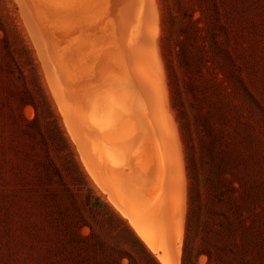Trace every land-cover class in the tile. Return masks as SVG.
I'll return each mask as SVG.
<instances>
[{"label":"rangeland","instance_id":"rangeland-1","mask_svg":"<svg viewBox=\"0 0 264 264\" xmlns=\"http://www.w3.org/2000/svg\"><path fill=\"white\" fill-rule=\"evenodd\" d=\"M136 45L142 46L141 49ZM135 51L141 52H136L140 58H136ZM86 82H94V89L106 84V89L97 87L95 92ZM66 85L71 89L74 86L75 90L80 87L74 92L77 95L72 96L81 95L82 107L93 104L92 100L98 104L103 95L107 96L104 92L113 101L110 104L103 97L106 105L104 108L101 105L103 110L98 105L95 112L89 105L92 109H85L89 111L86 113L77 109L80 105L71 107L79 101L72 105V96L66 98L72 91ZM60 91H65V98ZM122 94L127 98L123 104L121 97L117 98ZM106 101L111 106L119 103L124 107L118 105L121 111L117 112L116 107L115 112ZM132 101L135 108L140 104L137 117L141 113V118L145 116L150 122L136 118L135 110L131 113L135 106L130 107ZM124 103H128L130 113ZM76 109L82 116L80 119L77 115L81 127L75 117ZM80 111L89 115L88 121ZM91 111L102 115L103 123L98 121L100 115L94 121ZM123 112L126 118L131 114L137 122L145 120L152 130L147 131L157 140L149 138L147 142L148 136L152 137L149 132L140 133L138 123L131 126L134 119L128 116L131 117L128 123ZM107 113L110 116L105 118ZM118 113L123 117L116 119ZM109 119L117 124L113 126ZM120 119H124L123 125L128 123L132 127L125 125L132 132L144 135L145 131L146 143L142 140L144 136L136 137L131 131L127 138L129 130L118 127ZM86 121L89 124L94 121L91 125L95 130L86 131ZM144 122H140L141 127ZM134 123L139 130H134ZM90 126L87 125L89 129ZM100 126L105 136L100 135L103 131ZM112 126L115 131L109 128ZM77 136L84 144H79ZM167 136L177 142L170 144ZM124 142H130L132 149L141 143L138 148L147 149L148 153L140 149L138 152L137 148L133 150L141 153L138 158L132 156L134 151L129 156L123 154L128 146ZM83 146L98 152L88 147L93 156L84 159L90 153L86 148L82 152ZM152 149L156 155H164L157 156L156 161L161 168L165 166L167 172L164 176L163 169L162 174L166 181L160 180L163 176L149 178L150 168L145 169L154 160L151 156L156 157ZM86 152L87 156L81 154ZM109 154L114 156L112 160ZM143 154L147 155L146 161H142L141 167L134 165L132 160L141 162L138 159H143ZM119 158L124 160L121 162L124 172H145H138L144 181L154 185L160 180L164 182L162 188L159 185L161 191L184 198V201L173 198L180 201H176L178 207L173 211L172 235L166 234L169 238L163 237L164 242L161 233H157L161 229L156 230L160 225L153 220L151 207L140 208L141 213H126H130L137 226L144 224L148 233L155 237L158 234L157 238L160 235L162 241L157 243L153 236L152 244L157 245L154 248L163 244V254L160 248L153 252L150 244L146 246L134 232V225L117 209L115 202L121 204V200H117L114 188L118 190L127 183L118 172L114 171L116 178H112L113 170L108 171L111 168L107 164H113L114 160L119 163ZM158 158L164 159L161 162ZM103 169L108 173L103 174ZM93 170L97 175H93ZM103 176L110 177L103 180ZM169 178H176L171 181L177 187L170 185ZM164 184L173 191L166 190ZM104 185L111 195L104 194L108 191ZM145 200L151 202L148 198L139 199L142 205ZM223 207L227 212L221 220H225L228 230L219 234L216 228L221 221L217 214ZM178 221H182L181 225ZM208 241L230 246L233 254L222 257V262L228 263L232 258L239 264H264V0H0V264H164L163 259L169 264L175 260V264H207L203 252ZM177 242L179 246L175 245ZM164 245L169 248L167 251L165 247L162 249Z\"/></svg>","mask_w":264,"mask_h":264},{"label":"bare ground","instance_id":"bare-ground-1","mask_svg":"<svg viewBox=\"0 0 264 264\" xmlns=\"http://www.w3.org/2000/svg\"><path fill=\"white\" fill-rule=\"evenodd\" d=\"M139 6H140V5H139ZM27 7H28V6H27ZM126 8H127V7H126ZM138 8H139V7H138ZM140 8H141V6H140ZM28 11H29V10H28ZM141 11H142V10H141ZM145 13H146V12H145ZM31 14H32V13H31ZM31 14H30V15H31ZM135 14H136V13H135ZM146 14H147V13H146ZM146 14H145V15H146ZM32 16H33V15H32ZM149 16H150V15H149ZM150 18L152 19L151 16H150ZM141 19H143V18H141ZM143 20H144V19H143ZM146 21H147V20H146ZM144 22H145V21H144ZM150 22H153V20H152V21L150 20ZM137 23H138V22H137ZM139 24H140V23H138V25H139ZM146 24H147V23H146ZM151 25H152V23H151ZM142 26H143V24H142ZM143 27H144V26H143ZM141 28H142V27H141ZM35 29L38 30L36 27H35ZM144 29H145V27L142 29V32H144ZM138 31H141V30H138ZM145 31H146V30H145ZM37 32H38V31H37ZM145 33H146V32H145ZM139 34H140V33H139ZM39 35H40V34H39ZM133 36H135V34H133ZM130 37H131V36H130ZM130 37H129V38H130ZM118 39H119V38H118ZM139 39H140V38H139ZM42 40H43V38H42ZM135 41H136V39H135ZM137 41H139V40H137ZM128 42H129V41H128ZM130 42H132V41H130ZM134 43H135V42H134ZM146 43H147V42H146ZM139 44H140V43H139ZM91 45H93V44H91ZM136 46H139V45H136ZM95 47H96V46H95ZM139 47H140V49H141L142 46H139ZM136 48L139 49L138 47H136ZM92 49H93V48H92ZM143 49H144V48H142L141 51H145V50H143ZM99 50H100V49H99ZM99 50H98V51H99ZM147 50H148V49H147ZM101 51H102V50H101ZM138 51H139V50H138ZM103 52H104V50H103ZM136 52H137V51H135L136 58H140V57H138V54H136ZM137 53H141V52H137ZM142 53H143V52H142ZM142 55H144V54H140V56H142ZM144 58H145V57H144ZM145 60H146V59H145ZM132 63H133V62H132ZM133 65H134V64H133ZM133 65H132V66H133ZM136 65H137V64H136ZM132 66H131V68H134V67H132ZM60 67H61V66H60ZM60 67H59V68H60ZM136 67H137V66H136ZM136 67H135V68H136ZM93 68H95V67H93ZM60 69H61V68H60ZM107 70H108V69H107ZM132 70H133V69H132ZM63 71H64V70H63ZM96 71H97V69H96ZM61 72H62V70H61ZM133 72L135 73V71H133ZM108 73H109V72H108ZM65 75H66V74H65ZM110 75H112V74H110ZM115 75H116V74H115ZM135 75H137V73H136ZM106 76H108V75H106ZM117 76H118V74H117ZM119 77H121V76L119 75ZM122 77H123V75H122ZM122 77H121V78H122ZM67 78H68V76H67ZM124 78H125V77H124ZM65 79H66V78H65ZM154 79H156V78L154 77ZM53 80H54V79H53ZM71 80H72V79H71ZM106 81H107V80H106ZM124 81H125V80H124ZM86 83H88V85H89L90 88H91V85L93 86L92 83H94V82H92L91 84H89V82H86ZM51 84L54 85L53 82H52ZM63 84L65 85V83H63ZM102 84H105V83H102ZM76 85H77V84H76ZM105 85H106V84H105ZM105 85H102V86L100 85L101 87H100V86H97V87H99V88H101V89H106V88H104ZM157 85H158V84H157ZM51 86H52V85H51ZM66 86H68V85H66ZM89 86H88V89H89L88 91L90 92V90H91L92 88L90 89ZM75 87H76V86H75ZM97 87H95L96 90H98ZM52 88L55 89L56 86H55V87L52 86ZM67 88H68V90H72V91H69L70 93L66 94V98H67L68 95H70V96L74 95V94H75L74 92H78V91H76V90H79V89H80V87H78L79 89H77V87H76V90H75V88H74V86H73V87H72V88L74 89V90H73V89H71L70 85H69ZM81 88H82V87H81ZM123 88H124V87H123ZM123 88H122V89H123ZM56 89L58 90V88H56ZM60 89H62V88H60ZM93 89H94V86H93ZM93 89H92V90H93ZM95 89H94V90H95ZM62 90H63V89H62ZM96 90H95V92H96ZM84 91H85V90H84ZM99 91H101V90H99ZM104 91H106V90H104ZM85 92H86V91H85ZM57 93H58V92H57ZM61 93H62V94H63V93L65 94V91H64V92H63V91H60V96L62 97V96H64V94L61 95ZM66 93H67V92H66ZM71 93H72V94H71ZM73 93H74V94H73ZM79 94H81V93L79 92L78 95H79ZM90 94H91V93H90ZM93 94H94V93H93ZM104 94H106L107 96L105 97V95H103V96L101 97V98L103 99V101L101 100V98L99 99L100 102H99L98 99H97L98 97H97V98H96V97L94 98V100L96 99L97 102H99L98 104L94 103V102H96V101L93 102V100L90 101V103L92 102L93 104H89V103H88L89 105H92V108H93V109H92L91 106H89V105H87V107L83 105V107H82L81 102L83 103L84 101H82V100L79 99V97H80L81 95H79L78 97H77V96H76V97H75V96H72V98L74 99V103H71L72 105H74L75 103H78L79 100H80L81 102L79 101V103L76 104L77 106H76V105H75V106H71V104H70V106H71V107H74V108H77V107L80 105L81 108L78 107L77 109H79V110H83V109H84L83 111H85L86 113L89 112V111H86L87 109H89V107H90L92 110H94L95 108L98 109L99 107H100V108H99L100 110H103V109H101L102 107L104 108V105H105V104H103V103L105 102V100H106L107 98H111V97H110L111 95H108V94H109L108 92H106V93L104 92ZM123 94H124V93H123ZM123 94H122V95H123ZM75 95H77V93H76ZM118 95H119V94H118ZM120 95H121V93H120ZM124 95H125V94H124ZM124 95H123V96H117V98H120V97H121L120 99L123 100V101L121 102L122 104H123L124 101L127 102V98H125ZM56 96H58V94H56ZM99 96H100V95H99ZM125 96H126V95H125ZM74 97H75V98H74ZM103 97H105V100H104ZM112 97H113V96H112ZM122 97H124L126 100H124V98H122ZM163 97H164V96H163ZM64 98H65V96H64ZM64 98H63V99H64ZM72 98H71V100H72ZM76 98H78L77 101H76ZM133 98H134V97H133ZM133 98H132V99H133ZM81 99H82V98H81ZM120 99H118V100H120ZM129 99H130V98H129ZM161 99H162V98H161ZM61 100H62V98H61ZM84 100H85V99H84ZM107 100H108V102L110 101V104H111V100H112V99H111V100L107 99ZM164 100H165V99H164ZM57 101H59V100H57ZM62 101H63V100H62ZM69 101H70V100H69ZM112 101H113V100H112ZM136 101H137V102H140V101H138L137 99H136ZM162 101H163V100H162ZM63 102H66V101H63ZM63 102H61V103L63 104ZM85 102H86V104H87L88 100H85ZM108 102L106 101V103H108ZM132 102H133V101H132ZM134 102H135V98H134ZM134 102H133V104H131V102H129V103H130V107L135 105L133 108L131 107L132 110H131V108H130L131 113L133 114L132 111L135 110L136 112H135V111H134V112L136 113V118H139V117L141 118V115H142V114L140 113L141 111H139L140 108H139V110H138V113H140V116H139V114H138V117H137V108L140 106V104L137 103V105H139V106H138L137 108H135V107H136V103H134ZM101 103H102V104H101ZM114 103L117 104L118 102L116 101V102H113V104H114ZM121 103H120V104H121ZM162 103H163V102H162ZM64 104H65V103H64ZM67 104H68V102H67ZM108 104H109V103H108ZM110 104H109V105H110ZM122 104H121V105H122ZM124 104H125V106H128V103H124ZM96 105H97V107H96ZM98 105H99V107H98ZM101 105H103V106L101 107ZM109 105H107V106H109ZM114 105H115V104H114ZM118 105H119V103H118ZM118 105H116V106H113V105L111 106V105H110V107H114V108H113L114 110H113V109H112V110L116 112V109L119 108V107H117ZM121 105H119V106H121ZM161 105H164V104H161ZM165 105L167 106L166 103H165ZM63 106L65 107L66 105H63ZM105 106H106V105H105ZM116 107H117V108H116ZM122 107H124V105H122ZM162 107L164 108V106H162ZM72 109H73V108H72ZM77 109L75 110V113H76V112H79V110L77 111ZM85 109H86V110H85ZM120 109H121V108L117 109V112H120V111H121ZM127 109H128L127 112L130 113L129 106H128V108H126V110H127ZM61 110H62V109H61ZM65 110H66V109H65ZM69 110H71V108L68 109L67 112H68ZM89 110H90V109H89ZM122 110H125V109H122ZM126 110H125V111H126ZM72 111H73V110H72ZM94 111H95V110H94ZM94 111H93V112L91 111V113L94 115V116L91 117V118H94V117H96V116L98 115V113H97V115H95L96 113H94ZM105 111L108 112L107 110H105ZM105 111H102V112L105 113ZM125 111H124V112H125ZM165 111H166V109H165ZM64 112H65V111H64ZM80 112H81V114H82V113H83V114H86L85 112H82V111H80ZM95 112H96V111H95ZM109 112H112V111L110 110ZM124 112H123V113H124ZM162 112H164V111H162ZM166 112H167V111H166ZM73 113H74V112H73ZM112 113L114 114V112H112ZM167 113H168V112H167ZM70 114H71V113L69 112V116H70ZM83 114H82V115H83ZM92 114H91V115H92ZM101 114H103V113H101ZM118 114H120V115H118ZM118 114H116V115H118L119 117L116 118V119H119L120 117H123V115H121V113H118ZM77 115L79 116V113H76L75 117H77ZM91 115H90V116H91ZM99 115H100V114H99ZM99 115H98V117H99ZM106 115L110 116V115L107 113V114H105V118H106ZM158 115H159V114H158ZM167 115H168V114H167ZM71 116H72V114H71ZM71 116H70V118H71ZM83 116H84V115H83ZM86 116H87V114H86ZM114 116H115V114H114ZM114 116H113V115L111 116L112 119L115 118ZM128 116H131L132 119H134V121L131 120V124H130L131 126H132V123H133V122L138 123L137 126L139 125L140 128H141V130L139 131L140 133H142V132H141L142 130H145V131L150 130V131H152V130L150 129V125H147V124H146L147 127H149V129H148V128L146 129V127H145V126H146V125H145V122H144V121L146 120V119L144 118L145 116L143 117V118L145 119L144 121L139 120V121L137 122V121L135 120L136 118L133 117L131 114H130V115H127V118H128V120H129L128 123H130V119H129V118H131V117H128ZM134 116H135V114H134ZM142 116H143V115H142ZM63 117L65 118L64 115H63ZM79 117H80V119L82 118V116H79ZM88 117H89V115L87 116V121H88ZM98 117H97V118H98ZM101 117L103 118V116L100 115V117H99V119H98V121L100 120L99 123L101 122V119H100ZM84 118H85V116H84ZM108 118H110V117H108ZM124 118H126V113H124ZM127 118H126V119H127ZM140 118H139V119H140ZM143 118H141V119L143 120ZM71 119H72V118H71ZM71 119H68V120H71ZM80 119L77 117V124H78V125H80V123L78 122V120H80ZM116 119H115V120H116ZM126 119H125V122H127ZM166 119H167V118H166ZM73 120H74V119H73ZM75 120H76V118H75ZM82 120H83V119H82ZM89 120H91V119H89ZM93 120L95 121V120H97V119L94 118ZM105 120H107V119H105ZM109 120L111 121V119H109ZM120 120H121V123H120ZM120 120H118L119 123H120V124L118 123V124H119L118 127L121 128V129H123L122 127L125 126V125H127L128 123H126V124L123 125V123H124V119H120ZM170 120H171V119H170ZM71 121H72V120H71ZM71 121H70V122H71ZM84 121H85V119H84ZM87 121H86V123H87L88 126H90L91 123H92V124L94 123V121H90V124H89V122H87ZM98 121H96L95 123H98ZM103 121H104V120H102L101 123H103ZM113 121H114V120H113ZM113 121H111V123H113ZM116 121H117V120H116ZM146 121H147V122H150L149 120H146ZM160 121H161V118H160V120H159V126H160V123H161ZM66 122H67V120H66ZM66 122H65V123H66ZM80 122H81V121H80ZM106 122H107V124H109V123H108V120H107ZM140 122H141V123L144 122V124H143L144 127L142 126L143 128L141 127ZM147 122H146V123H147ZM168 122H169V121H168V119H167V123H168ZM84 123H85V122H84ZM84 123H83V125H85ZM135 123H134L133 125H135ZM169 123H170V122H169ZM66 124L68 125V122H67ZM71 124H72V123H71ZM113 124H114L113 126H115V124H117V123L114 122ZM67 125H66V126H67ZM87 125L85 126L86 128L84 127V129H85L86 131H88V130H89V131H90V130L92 131V129L95 130V128H94L95 126L91 125V126H90L91 129H89V127H87ZM94 125H96V124H94ZM104 125H106V124H104ZM130 125H129V126H130ZM167 125H168V124H167ZM68 126H69V125H68ZM68 126H67V127H68ZM97 126H98V125H97ZM97 126H96V127H97ZM107 126H110V124L107 125ZM107 126H106L105 128H107ZM113 126H112V127H109V128H111V129L114 128V131H115V127H113ZM127 126H128V125H127ZM127 126H125V128H126ZM129 126H128V128H129ZM131 126H130V127H131ZM135 126H136V125H135ZM137 126H136V127H137ZM79 127H81V125H80ZM100 127H101V128H100ZM100 127H98V133L100 132V130H103V131H101V134H100V135H101V136H105V130L102 129L103 126H100ZM116 127H117V126H116ZM118 127H117L118 131L121 132V129L119 130ZM136 127H134L135 129H134V128H133V129H134V130H139V129H140L139 127H137V129H136ZM166 127H167V126H166ZM169 127H170V129H171V127H172L171 123H170V126H169ZM169 127L167 128V130L169 129ZM71 128H76V126H75V127L72 126ZM71 128H70V129H71ZM87 128H88V129H87ZM99 128H100V130H99ZM128 128H126L127 131L130 129V128H129V129H128ZM131 128H132V127H131ZM138 128H139V129H138ZM163 128H164V127H163ZM80 129H81V128H80ZM72 130H73V129H72ZM72 130H71V132L74 131V132L76 133L75 130H73V131H72ZM106 130H107V129H106ZM165 130H166V129H165ZM79 131H81V130H79ZM83 131H84V130H83ZM91 131H90V132H91ZM130 131L132 132V130H129V131H128L129 134H126V135H125V136H127V138H128V136L131 134ZM145 131H143L144 135H141V134L139 135V133L137 134V131H133V132H134L135 136H136V135L139 136V137L144 136V138H142V140H143V139H144V140L146 139V141H147V136H146V138H145V134H147L148 132H149V134H150L151 136H152V134H151L150 131H147V133H145ZM171 131L173 132V130H171ZM71 132H70V133H71ZM107 132H108V131H106V135L109 133V132H108V133H107ZM119 132H118V133H119ZM123 132H124V131H123ZM128 132H127V133H128ZM133 132H132V133H133ZM86 133H87V132H86ZM95 133H97V132H95ZM95 133H94V134H95ZM102 133H103V134H102ZM118 133H117V135H118ZM124 133H125V132H124ZM71 134H73V133H71ZM77 134H78V132H77ZM122 134H123V133H122ZM149 134H148V135H149ZM166 134H167V133H165V135H166ZM169 134H170V133H169ZM173 134H174V133H173ZM73 135H74V134H73ZM73 135H72V136H73ZM79 135H80V133H79ZM108 135H109V134H108ZM119 135H121V134L119 133ZM91 136H92V135H91ZM97 136H99V135H97ZM101 136H100V137H101ZM111 136H113V135L111 134ZM137 136H136V137H137ZM169 136H170V135H169ZM79 137H80V136H79ZM79 137L77 136L78 139H79ZM94 137H95V136H94ZM113 137H114V136H113ZM118 137H119V136H118ZM153 137H155V136H154V135H153L152 137H149V136H148V141H147V142H149V138H151L152 140L155 139V138H157V137H155V138H153ZM167 137H168V136H167ZM71 138H72V137H71ZM106 138H107V137H106ZM108 138H110V139L112 140L111 137L108 136ZM114 138H115V137H114ZM168 138H169V137H168ZM168 138H167V139H168ZM173 138H175V136H174ZM73 139H74V138H73ZM78 139H75V140H78ZM80 139H81V138H80ZM80 139H79V140H80ZM124 139H126V137H124ZM151 139H150V141H151ZM163 139H164V138H163ZM169 139L171 140V142H170L169 140H165V141H169L170 144H172L173 141H174V142H177L176 139L173 140V141H172L171 138H169ZM93 140L95 141V139H93ZM103 140H104V139H103ZM106 140H107V142L110 141L109 139H106ZM113 140H114V139H113ZM135 140H136V138H135ZM144 140H143V141H144ZM155 140H157V139H155ZM155 140H154V141H155ZM136 141H137V140H136ZM146 141H144V143H146ZM154 141H153V142H154ZM159 141H160V140H159ZM81 142H82V141L80 140V143H79V142H78V143H79L80 145L84 144V143H81ZM97 142H98V140H97ZM97 142L95 141V143H97ZM105 142H106V141H105ZM115 142H116V141L114 140L113 143L116 144ZM119 142H120V141H119ZM130 142H132V144H133V140L130 141ZM130 142H129V143H128V142H124V143H128V146H129V145H130ZM138 142H141V141H138ZM75 143H76V142H75ZM134 143H135V142H134ZM142 143H143V142H142ZM159 143H160V142H159ZM99 144H100V143H98V146H99ZM110 144H111V143H110ZM110 144H105V146L110 145ZM132 144H131V145H132ZM136 144H137V143H136ZM140 144H141V143H138L133 149L137 150L138 145H139V147H140ZM154 144H156V142H154ZM154 144H153V143H150V145H152V146H154ZM157 144H158V141H157ZM157 144H156V145H157ZM161 144H162V143H160V144H158V145H161ZM167 144H168V143H167ZM174 144L177 145L178 143H174ZM95 145H96V144H95ZM111 145H112V144H111ZM116 145H117V144H116ZM131 145H130V146H131ZM133 145H134V144H133ZM142 145H143V144H142ZM101 146H102V145H101ZM105 146H103L102 149H104ZM118 146H120V145H117V147H118ZM121 146H122V145H121ZM125 146H126V145H125ZM128 146H127V150H126L124 147H123L122 150L125 149V153H123V154H127V155L129 156V154L132 155V151H134V150H133L132 148H130V146H129V148H130V152H129V150H128ZM144 146H145V145H143V147H144ZM152 146H151V148H152ZM174 146H175V145H174ZM177 146H178V145H177ZM88 147H89V146H88ZM88 147H87V148L84 147V146H83V147H80V148H81L80 150H82L83 148H86V149L91 148V147H89V148H88ZM110 147H111V146H110ZM114 147H116V146L114 145ZM114 147H112V149H114ZM131 147H132V146H131ZM154 147H155V148H154ZM154 147H153V148L155 149V151H156V149L158 150V148H156V146H154ZM157 147H158V146H157ZM159 147L161 148V146H159ZM162 147H163V146H162ZM172 147H173V146H172ZM96 148H97V146H96ZM106 148H107V147H106ZM141 148H142V147H141ZM141 148H138L137 151L140 152ZM147 148H148V147H147ZM91 149H92V148H91ZM94 149H95V148H93L92 150L94 151ZM116 149H119V148H116ZM139 149H140V150H139ZM148 149H150V148H148ZM161 149H162V148H161ZM169 149H170V147H169ZM83 150H84V149H83ZM83 150H82V152H85V151H83ZM95 150H96V149H95ZM97 150H98V149H97ZM97 150H96V151H97ZM106 150H107V149H106ZM159 150H160V149H159ZM177 150H178V148H177ZM90 151H91V150L89 149V153H90V154L87 153L88 151L85 153V155H84V153H81L83 156H87L86 154H89L88 157H85L84 159H89L91 156H93V155H91V152H93V151H91V152H90ZM107 151H108V150H107ZM113 151H114V150H111V152H113ZM117 151H118V150H117ZM126 151H128L129 153H127ZM141 151H142V150H141ZM144 151H147V153H148V150H147V149H145ZM144 151H142V153H144ZM152 151H154V150L152 149ZM152 151H151V152H152ZM155 151H154V152H155ZM97 152H98V151H97ZM102 152H103V150H102ZM102 152H101V153H102ZM115 152H116V151H115ZM134 152H135V153L132 155L133 157H135L134 155H136V157H137V155H140V154H141V153H138V152L136 153V151H134ZM149 152H150V150H149ZM151 152H150V153H151ZM163 152H165V151H163ZM163 152H162V154H163ZM106 153H108V152H106ZM118 153H119V152H118ZM147 153H146V154H147ZM150 153H149L148 155H150ZM158 153H159V152H158ZM160 153H161V152H160ZM168 153H169V152H168ZM168 153H167V154H168ZM174 153L177 154V152H174ZM102 154H103V153H102ZM113 154H114V153H113ZM116 154H117V153H116ZM146 154H143V156H144V158L142 157L143 159H141V158L138 159V160H141V162H140V161H136V160L133 159V160H132L133 164H134V165L136 164L138 167H141V163H142V161H143V162L146 161V160H144ZM153 154L156 155V152L153 153ZM178 154H179V153H178ZM178 154H177V155H178ZM90 155H91V156H90ZM103 155H107V154H103ZM109 155H110L111 160H112V158H113L114 156L112 157V154H109ZM109 155H108V156H109ZM160 155H161V154H160ZM160 155H159V156H160ZM83 156H82V157H83ZM89 156H90V157H89ZM94 156H96V155H94ZM118 156H120V155H118ZM122 156L124 157V155H122ZM128 156H127V157H128ZM146 156H147V155H146ZM157 156H158V155H156V157L151 156V157L154 158L155 162H154V160H152V162H150L149 165L146 164V163H148L149 161H147V162L144 164V165H147V166H145V169L148 170V169L150 168V169H149L150 171H147V172H150V173H151V174H149V175H150L149 178H152L151 175H153L154 177H158V179H160L159 176H163V174H164V176H165V173L167 172V171L165 172V169H164L165 166H164V168H161V167H160L161 165L159 164V162L156 161ZM159 156H158V157H159ZM163 156H164V155H163ZM163 156L161 155V157H163ZM168 156H169V154L167 155V157H168ZM178 156H179V155H178ZM100 157H104V158H102V159H104V160L107 159L108 161H111L109 157L107 158V156H106V158H105V156H100ZM120 157H121V156H120ZM125 157H126V156H125ZM127 157H126V158H127ZM133 157H132V158H133ZM151 157L149 156V157H147V158H150V159H151ZM174 157H175V156H174ZM94 158L96 159V157H94ZM132 158H131V159H132ZM137 158H138V157H137ZM84 159H83V160H84ZM95 159H94V160H95ZM122 159H123V158H119L120 161H118V159H117V161H118L119 163H115L116 160H114L113 164H107L108 167L111 168V170H109V169H107V170H108V171H111V172H112V170H113L112 173L110 172L111 175H113L114 171H115V172H118V173L122 174V176L126 179L125 182L127 183V184L125 185V183H124L123 181H121V182L124 183V185H122V187L119 188L118 190L116 189L117 187L114 188L115 191L118 193V196H117L118 199H117V200H119V201L121 200V201H120L121 204H120V203H117V201L115 202V203L117 204V206H118L117 209H118V211L120 212V214H121L122 216H124L125 218L128 219V221H129L128 223L134 225L136 231H135L134 229H133V230H134L135 233H137L136 235L139 234L138 237H139V238L141 237V238L146 242V243H145V242L142 240L143 243L146 244V246H147L148 244H150V246H152V248H154V247H156L157 245L153 247V244H154V243H153L154 240H152V237H153V236H154L153 239L156 240V238H157V236H158V234H159V232H160L162 238H163V237H166V236H167V238H169L168 235H166V234H168V233L171 234V228H170V226H171V221H172L173 216H174L173 211H174V209H175V207H176V205H177V204H176V203H177L176 201H180L179 199H181L182 201H184V198H182V197H183V196H182V195H183V192H180V195L182 194V195H181L182 197L177 196L178 198H179V197H180V198H179V199H176V201H175L174 199L177 198V197H176L174 194H171V195H172V197H171L169 191H164V190L161 191V189H160V186H159V185L161 184V188H162V185H163V183H164V182L162 183V181H160V180L166 181V180H164V176L161 177V178H163V179H160L159 181H156V179H155L156 182H155V181H153V182H155L156 184L152 185V183H150L149 180H146V181H147V182H146V181L143 180L142 176H140V174H143V173L145 174V172H141V171H138V170H137L138 172H140V174H139L138 172H135V171H131V170H130V171H128V172L125 171V172H126V173H125V172H124V169H125V168H124L123 164L121 163V162L124 161V160L122 161ZM158 159H159V161L162 162V161H163L162 159H164V158H162L161 160H160V158H158ZM167 159H168V158H167ZM170 159H171V158H170ZM178 159H180V157H178ZM104 160H103V161H104ZM87 161H89V160H87ZM164 161H165V160H164ZM180 161H181V159H180ZM127 162H129V161H127ZM132 162H131V165H132ZM84 163H85V160H84ZM92 163H93V162H92ZM109 163H110V162H109ZM164 163H165V162H164ZM176 163L179 164V167H182V166H180L181 162L179 163V160H178V161L176 160ZM85 164H86V163H85ZM87 164L93 165V164H91V162H90V163L87 162ZM104 164H105V163H104ZM124 164H126V163H124ZM128 164H130V162H129ZM128 164H127V165H128ZM170 164H171V163H170ZM90 165H89V166H90ZM95 165L97 166V164H95ZM107 165H105V167H107ZM131 165H129V166H131ZM148 166H149V167H148ZM162 166H163V165H162ZM100 167H101V166H100ZM103 167H104V166H103ZM138 167H137V168H138ZM86 168H87V166H86ZM90 168H93V166H91ZM90 168H89V171L92 170V169H90ZM177 168H178V165H177L176 169H177ZM96 169H97V168H96ZM98 169H99V168H98ZM98 169H97V170H98ZM100 169H102V168H100ZM128 169H130V168H128ZM135 169H136V168H135ZM142 169H144V168H142ZM163 169H164V173H163ZM178 169H180V168H178ZM178 169H177V171H178ZM181 169H183V168H181ZM107 170L103 169V170H102L103 174H104V172L108 173ZM94 171H96V170H93V175L96 174V172H94ZM98 171L100 172V170H98ZM161 171H162V172H161ZM180 171H181V170H180ZM90 173H92V172L90 171ZM162 173H163V174H162ZM98 174H102V173H98ZM181 174H182V173H181ZM96 175H97V174H96ZM116 175H117V174H116ZM179 175H180V174H179ZM100 176H102V175H100ZM144 176H145V175H143V177H144ZM166 176H167V175H166ZM174 176H177V175L175 174ZM94 177H95V176H94ZM103 177H104V176H103ZM109 177H110V176H109ZM109 177L106 176V177L103 178V180H106L105 178L108 179ZM111 177H112V176H111ZM114 177L116 178L115 175H113L112 178H114ZM145 177H147V176H145ZM182 177H183V176H180V179H181ZM112 178H110V179H112ZM96 179H100V178H97V177H96ZM145 179H146V178H145ZM175 179H176V178H175ZM175 179H173V180L175 181ZM177 179H179L178 176H177ZM183 179H184V177H183ZM101 180H102V179H101ZM101 180H99V181H101ZM115 180H117V179H115ZM151 180H152V179H150V181H151ZM171 180H172V179L169 178V181H171ZM173 180H172V181H173ZM96 181H97V180H96ZM117 181L119 182V180H117ZM172 181L170 182L171 184H170L169 182H168V183H169L170 185L173 186L174 183H173ZM179 181H180V180H179ZM121 182H119V183H121ZM177 182H178V181H177ZM104 183H105V182H104ZM107 183H109V187H110V186H111L110 182L107 181ZM107 183H106V184H107ZM168 183H167V184H168ZM175 183H176V182H175ZM178 183H179V182H178ZM180 183H181V182H180ZM97 184H98V181H97ZM102 184H103V183H101V186H102ZM167 184H166V185H167ZM99 185H100V184H99ZM99 185H98V187H99ZM151 185H152V186H155V185H156V187L153 188V189L156 188L155 190H153V191H155L154 193H153V191H152V186H151ZM157 185L159 186V188H157ZM166 185L164 184L165 187H166ZM170 185H167L168 188H167V189L165 188V189H166V190H171V189H169V188H172V187H169ZM175 185H176V184H175ZM175 185H174V186H175ZM178 185H179V184H178ZM104 186H106V187L108 188L107 185H104ZM182 186H183V184H182ZM106 187H104V188H106ZM113 187H114V185H113ZM175 187H177V186H175ZM175 187H173V188H175ZM100 188H103V186L100 187ZM111 188H112V187H111ZM180 188H181V186H180ZM157 189H160L161 192H160L159 190H158L159 192H157ZM101 190H102V189H101ZM177 190H178V189H177ZM177 190L175 189L174 191L177 192ZM105 191H107V190H105ZM150 191H151V192H150ZM171 191H173V189H172ZM171 191H170V192H171ZM102 192H103V190H102ZM108 192H109V194L111 195L109 188H108V191H107V192H104V194H105V193H108ZM116 192H115V193H116ZM171 193H173V192H171ZM149 194L151 195L152 198H151L150 196H148ZM106 195H107V194H106ZM112 195H113V194H112ZM177 195H179V194H177ZM113 196H116V195H113ZM174 196H175V198H174ZM108 197H109V196H108ZM138 197H139V198H138ZM143 197L146 198V199L148 198L149 200H151V202L145 200V201H147L148 203L146 202V204L143 203V205H142V203H141L140 201H141L142 199H144ZM110 198L114 199L113 197H110ZM173 198H174V199H173ZM135 199H137L136 202L134 201ZM139 199H140V201H139ZM115 200H116V199H114L113 201H115ZM173 200H174V201H173ZM138 201H139V202H138ZM145 201H144V202H145ZM182 201H181V202H182ZM142 202H143V201H142ZM181 202H180V207H183V206H181V204H183L184 202H182V203H181ZM115 203H114V204H115ZM178 203H179V202H178ZM114 204H113V205H114ZM113 205H112V206H113ZM144 206H145V207H144ZM150 207H151V209H152V210L150 209V214H151V212L153 211L154 216L156 217V218L154 217L153 220H155L156 222H158V225H160V226H158V228H157L156 230L158 231V229H159V230L161 229L160 231L157 232L158 234L156 235V237H155V235H152L151 233H148V230H146L147 228L145 227V228H146V229H145V228L143 227L144 224H143V225H141V224L138 225L139 227L137 226V224H134L135 221H133V220L130 219V218L132 217V216L130 215V213H129V214H126V213H128V212H132V213H135V214H136L137 212H140V213H141L140 208H141L142 210H143V209L145 210V208L149 210ZM177 207H178V206H177ZM177 207H176V209H177ZM114 208H115V205H114ZM115 209H116V208H115ZM115 209H114V210H115ZM117 209H116V210H117ZM176 209H175V210H176ZM148 210H147V212H149ZM180 211L182 212L183 209L180 210ZM116 212H117V211H116ZM119 212H118V213H119ZM142 213H145V211H142ZM138 214H139V213H138ZM145 214H146V213H145ZM126 215H127V217H126ZM139 215H140V214H139ZM148 215H149V214H148ZM130 216H131V217H130ZM149 216H150V215H149ZM180 216H181V215H180ZM124 217H123V218H124ZM136 217H137V215H136ZM136 217H135V218H136ZM150 217H151V216H150ZM157 218H158V219H157ZM178 218H179V217H178ZM127 219H126V220H127ZM133 219H134V218H133ZM137 219H138V217H137ZM142 219H144V218H142ZM142 219H140V220L145 222V220H142ZM146 219H148V222H150L149 218H146ZM180 219H181V217H180ZM140 220H139V221H140ZM151 220H152V218H151ZM153 220H152V222H153ZM157 220H158V221H157ZM181 220H182V219H181ZM139 221H138V222H139ZM155 221H154V222H155ZM154 222H153V223H154ZM178 222H179V221H178ZM181 222H182V221L179 222L180 225H181ZM142 223H143V222H142ZM130 224H129V225H130ZM133 225H132V227H133ZM151 225H153V224H151ZM140 226L143 227L144 229H143V228H140ZM162 226H164L163 229H162ZM132 227H131V228H132ZM150 227H151V226H150ZM154 228H156V227H154ZM151 229L153 230V228H151ZM151 229L149 230V232H151ZM156 230H155V231H156ZM146 232H147V233H146ZM152 232H153V231H152ZM180 232H182L181 227H180V231H179V233H180ZM177 233H178V232H177ZM148 234H149V235L151 234L152 236H151V235L149 236ZM153 234H156V233L153 232ZM162 234H165V235L163 236ZM171 235H172V234H171ZM179 235H180V234H179ZM180 236H181V235H180ZM159 237H160V235H159ZM159 237L157 238L158 240H159ZM161 237H160V239H162ZM179 238H180V237H179ZM158 240H157V243L161 242L162 240H163V242H164V238H163L161 241H160V240L158 241ZM169 241H170V240H169ZM172 241H174V240H172ZM147 243H148V244H147ZM152 243H153V244H152ZM168 243H169V242H168ZM161 244H162V243H161ZM178 244H179L178 242L175 243V245H178ZM162 245H163V244H162ZM162 245H161V246H162ZM173 245H174V244H172V245H170V246H171L172 248H174ZM158 246H160V245H158ZM161 246L158 247V248H160L159 250H161ZM166 246H167V245H166ZM166 246L164 245V246L162 247V249H163L164 247H165V249H166V248H167ZM178 246H179V245H178ZM171 247H170V248H171ZM148 248H149V247H148ZM158 248H154V249H153V252L155 251V249L158 250ZM172 248H171V249H172ZM176 248H177V247L175 246V249H176ZM165 249H164V250H165ZM168 249H169V248H168ZM168 249H166V251H167ZM171 249H170V253H171ZM157 250H156V251H157ZM161 251H162V250H161ZM161 251H160V252H161ZM158 252H159V251H158ZM160 252H159V255H162V254H163V251H162V254H160ZM177 252H178V250H177ZM156 253H157V252H156ZM164 254H166V253L164 252ZM156 255H157V254H156ZM164 256H165V255H164ZM171 256H172V255H171ZM163 258H164V257H163ZM172 258H173V257H172ZM157 260H158V259H157ZM163 260H164V261H161V262H163L164 264H169V263L165 262V259H163ZM158 261H159V260H158ZM173 261H174V260H172V262H173ZM159 262H160V261H159ZM175 262H176V260H175ZM175 262H174V264H175ZM178 262H179V259H178ZM176 264H177V263H176Z\"/></svg>","mask_w":264,"mask_h":264},{"label":"trees","instance_id":"trees-1","mask_svg":"<svg viewBox=\"0 0 264 264\" xmlns=\"http://www.w3.org/2000/svg\"><path fill=\"white\" fill-rule=\"evenodd\" d=\"M227 210L225 207H223L221 210H218V218L221 221L220 225L216 228V233L219 234H225V231L227 232L228 228L226 227L225 220H221L222 217L225 216ZM207 245L203 254L207 257L208 261L207 264H213V262L216 264H239L234 259H228V263L222 262V257H230L233 252L229 245H226L225 243L218 244L217 242H207ZM220 245V246H219Z\"/></svg>","mask_w":264,"mask_h":264}]
</instances>
